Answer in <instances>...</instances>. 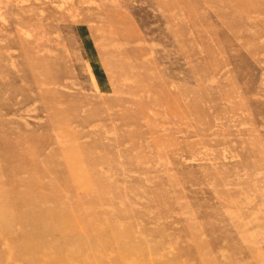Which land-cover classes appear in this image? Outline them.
Segmentation results:
<instances>
[{
    "label": "rangeland",
    "instance_id": "obj_1",
    "mask_svg": "<svg viewBox=\"0 0 264 264\" xmlns=\"http://www.w3.org/2000/svg\"><path fill=\"white\" fill-rule=\"evenodd\" d=\"M0 264H264V0H0Z\"/></svg>",
    "mask_w": 264,
    "mask_h": 264
}]
</instances>
